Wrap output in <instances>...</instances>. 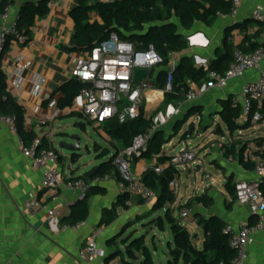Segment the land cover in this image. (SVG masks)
I'll return each mask as SVG.
<instances>
[{"label": "crops", "instance_id": "obj_1", "mask_svg": "<svg viewBox=\"0 0 264 264\" xmlns=\"http://www.w3.org/2000/svg\"><path fill=\"white\" fill-rule=\"evenodd\" d=\"M25 2L26 0H14L11 5L12 19L18 18ZM76 6L77 0H55L49 6V14L43 19H37L27 41L22 43L10 39L4 49L0 44V69L7 78L8 91L11 97L25 111L24 126L26 132L31 136L46 139L54 148L56 140L60 144L64 139L56 136L66 135L61 120L70 116L65 112L49 108L48 104L50 101H57L61 97L59 89L72 79L71 73L75 59L85 55L73 50L75 47V27L70 13ZM258 7L264 8V0H245L235 19L230 16H219L212 27L196 22L189 31L181 28L180 23L176 21L180 35L188 42L189 48L185 52V57L193 58L196 67L209 66L219 58L228 30V42L235 49L243 43L246 36L255 37L253 43L258 46L264 45V23H258L253 19V13ZM236 25L243 29L235 28ZM4 26L5 24L0 21V35ZM182 56L176 57L174 55L173 58L179 64ZM159 72L160 68L155 72V82ZM262 74H264V63L260 70L250 71L243 78L229 82L224 88L210 87L209 78L207 81L201 82L197 87L201 89L202 94L194 104L203 107V117L202 119L195 117L193 120L199 121L198 126L205 123L209 124L213 122L212 120L222 122L218 115L221 112V103L233 98L234 103L237 101L240 105L242 89L247 84L258 81ZM153 94L148 92L147 100L143 102L145 112L150 117H155L154 108L165 99L163 97L151 101L150 96ZM176 106L178 105L173 107ZM262 108H264V100L259 105V110ZM44 120L47 123L43 125L42 121ZM173 123L174 121H171L170 133L173 132ZM76 127H78L77 124ZM195 128H192L194 133H196ZM217 135L222 136L225 141L230 139L224 143H222L223 141H216L209 147L206 145L198 146L197 150H203L201 152L202 157H207L211 151H215L217 147L228 142L230 144L237 142L239 146H246L245 151L250 150L252 156L251 160H244L251 163L253 167L254 162L264 156V120L248 130L236 132L233 136L230 133ZM103 137L107 140V137ZM19 140L20 136L17 133L0 125V263L142 264L143 257L140 253H136L135 257H132L126 251L127 246L124 240L132 239V237L129 236L126 239H122V237L125 229L134 225L130 223H133L137 216L145 215L141 213L148 204L141 205L139 199L132 197L130 209L128 211L119 209L118 219L111 226L105 228L104 235L98 240L103 256L95 263H83L79 259L80 252L85 248L87 239L93 231L99 228L103 210L111 208L117 202L121 194L119 182L112 178L113 180L108 184L99 186L106 188L107 194L89 199L90 216L81 228L71 226L66 221L71 215L73 206L80 201V194L76 191L61 188L59 191L60 198L56 206L50 201L42 202L41 208L32 213L28 209V202L32 195L40 193L42 175L33 168L32 162L22 155ZM182 144L181 146H183ZM186 144L189 146L192 143L187 142ZM167 146L164 148L166 154ZM181 146H174L173 144V149H171L176 151ZM189 147L195 148L192 145ZM59 156L62 158V163H59V166L63 169L68 159L60 153ZM72 157L70 158L71 162L77 163ZM219 158L223 159L219 161ZM217 159L219 162L216 163L217 165H213L222 169L226 182L231 177L234 179L233 185L242 180L256 181L259 179L254 168L248 170L243 167L238 155L235 157L226 156L225 150H223ZM154 161H133L131 165L133 173L142 177ZM210 161L214 162L213 159ZM63 171L67 178L81 177L84 173L81 170H72L71 166L68 167V171L71 172L70 175L64 169ZM202 195L213 201L210 207L206 208L197 202L196 199ZM175 203L170 205L175 206ZM190 203L194 210L192 215L194 238L192 232L189 229L188 231L192 236L194 245L200 250L205 242V233L203 227L200 226V220H208L216 216L235 229L255 221L247 207L239 205L227 190L226 195L215 191L213 183L207 185L201 195L192 196ZM152 204L155 205V203ZM54 207L57 208L58 212L55 222L49 217V211ZM155 213L156 211L153 210V214ZM160 230L164 236L168 235V237L165 236L167 239L172 238L171 241H168V250L163 251L162 258L159 256L155 239L152 242V247L149 244H146V247L152 255L154 264H168L172 259L170 252L175 247L174 239L168 224ZM200 231L202 235L198 233ZM113 240L116 241L114 244ZM109 244H111L110 247ZM247 264H264V229L254 234V244L249 249Z\"/></svg>", "mask_w": 264, "mask_h": 264}, {"label": "trees", "instance_id": "obj_2", "mask_svg": "<svg viewBox=\"0 0 264 264\" xmlns=\"http://www.w3.org/2000/svg\"><path fill=\"white\" fill-rule=\"evenodd\" d=\"M52 1L54 0H26L22 6L17 25L26 41L30 38L37 19H43L49 14V4ZM13 3L14 0H1L0 12H3L7 6ZM231 9V3L227 0H77V6L70 13L75 27V47L73 50L81 54H88L112 35H116L121 41L134 44L138 48L154 45L164 59L155 82L157 89H164L165 87L167 68L171 62V57L183 55L174 75L173 90L166 93L164 99V106L180 105L187 100L191 91V84L199 85L201 82L207 81L208 72L203 67H196L193 58L185 57V52L189 48L188 42L180 35L176 21L186 31L191 30L196 22L212 27L219 16H229ZM235 28L243 29L238 25ZM228 34L229 30L226 33L223 50L220 52L219 58L208 66L210 71L225 74L234 61L235 50L240 49L245 53H250L258 46L253 43L255 37L246 36L243 43L235 49L228 42ZM84 88L86 85L75 79H71L62 85L59 89L61 97L57 100V108L62 112L72 108L74 101ZM203 111L202 106L190 105L182 117L174 120L171 139H168L164 129L157 130L150 139L146 151L134 161L156 160L158 165H165L170 160V156L164 152V148L180 134L183 127L191 119L195 117L202 119ZM259 112L264 120V108ZM0 114L16 116L18 135L27 145H31L38 139L26 132L24 126L25 111L11 97L8 91L7 78L1 69ZM218 115L232 136L236 132L248 130L253 126L250 123H240L242 107L239 104L236 105L233 98L221 103V112ZM69 116L82 118L77 112H73ZM154 118L148 116L145 108L142 107L139 117L134 121L120 124L118 120L114 119L101 126L107 136L108 143L116 151L112 157L101 164L96 177L110 175L117 182H121L115 164L119 153L130 149L135 138L147 134L153 126ZM77 126L85 128V125L77 124ZM193 127L192 124L191 128ZM41 142L40 148L57 151L46 139H42ZM245 149L246 146L242 147L234 142L226 146L224 150L226 156L235 157L238 155L243 167L251 170L254 168L253 165L244 160ZM95 151L99 154L98 159H105L111 155L109 149H103L98 145H96ZM72 158L78 162V155H74ZM59 159V162L62 163V158L59 157ZM180 173L174 167L166 168L162 174H157L153 167L144 172L141 177L142 182L157 194L154 211L167 209V204L175 203L176 197L171 193L169 185L176 177L180 176ZM78 178L84 179L82 176ZM233 180V177L229 178L225 188L236 200ZM106 194V188L92 187L86 193V199L73 206L71 215L66 221L71 226L87 222L90 216L89 199L94 196H106ZM131 198L132 196L128 193L120 194L117 202L111 208L103 210L98 227L107 228L111 226L118 219L119 209L125 211L130 209ZM196 200L206 208L210 207L213 202L205 195ZM139 203L143 205L145 202L139 199ZM186 207L191 208V203L188 202L180 209ZM165 219L171 229L175 245L170 252L172 259L168 264H231L235 251L229 245L230 235L226 232L228 225L221 218L213 216L208 220L199 221L205 233V242L201 250L194 245L188 229L175 218L173 210H166ZM158 221L159 227L164 229L162 218H159ZM115 242L113 240V244ZM124 242L127 246L126 251L130 256L135 257L136 253H140L143 257L142 264H154L144 238L128 239Z\"/></svg>", "mask_w": 264, "mask_h": 264}, {"label": "built area", "instance_id": "obj_3", "mask_svg": "<svg viewBox=\"0 0 264 264\" xmlns=\"http://www.w3.org/2000/svg\"><path fill=\"white\" fill-rule=\"evenodd\" d=\"M37 1V0H30ZM55 1V0H54ZM52 1L49 6L54 2ZM231 3L232 9L230 17L235 19L245 0H227ZM253 19L264 23V8L258 7L253 13ZM17 20L11 17V5L0 12V21L5 24L1 35L0 44L4 46L10 39L24 43L25 36L19 30ZM164 59L156 50L154 45L146 48H138L129 42L121 41L116 35H112L108 40L96 46L90 53L75 59L72 67V79L86 85L80 95L74 101L72 108L64 112L70 115L77 112L82 119L86 120L95 128L116 119L120 124H126L136 120L143 102L147 100V93H154V101L165 97L166 93L173 90L174 75L177 71L178 62L171 57V62L167 68V78L164 89L155 87V72L163 65ZM264 63V45L258 46L253 52L245 53L240 49L234 52V61L225 74L210 71L208 65L202 67L208 72L210 87L216 86L224 88L229 82L243 78L250 71H258ZM138 70L148 72L147 78L138 85L135 82V75ZM202 91L195 84H191V91L187 100L176 106H170L169 113L160 112L153 119L151 130L135 138L130 149L119 153L116 160V167L121 178L118 183L121 194L128 193L132 197L143 200L146 204L157 201V194L149 189L132 171V162L141 157L146 151L147 145L154 133L163 129L171 121L183 116L186 108L194 104L201 96ZM264 100V74L253 83L247 84L240 94V105L242 107L241 124L250 123L258 125L263 121V116L259 112V105ZM239 104V102H235ZM48 107L58 110L57 101L49 102ZM62 112V111H61ZM47 121H42L46 124ZM0 125L10 128L18 134L16 116L0 114ZM186 134L185 140L190 139ZM42 139L38 138L31 145H27L22 139L19 140V148L22 155L32 162L33 168L41 173L42 184L39 194L32 195L28 202V209L34 213L41 208L42 202L59 201V191L66 188L76 191L80 198L92 187H99L108 184L112 179L110 175L94 177L92 180L80 179L78 177H66L63 169L59 166V152L52 149L40 148ZM174 156L165 165H158L155 160L151 167L157 174H162L168 167H174L181 171L192 170L193 167L202 165L197 150L188 144H182ZM250 150L244 153L245 160H251ZM150 167V168H151ZM202 167V166H201ZM188 170V171H189ZM254 171L258 176L256 181H238L235 183L236 202L249 209L255 221L252 224H245L235 229L228 226L226 232L230 235L229 245L234 249L235 255L231 264H247L249 260V249L254 244V234L264 229V156L254 162ZM209 178V176H206ZM169 189L174 196H178L180 191L179 177H176L169 185ZM168 209L173 210L174 205L167 204ZM194 210L186 207L180 212L181 219L191 218ZM57 208L49 211L50 219L57 221ZM83 223L76 227L81 228ZM105 228H97L87 239L85 248L80 252L79 259L83 263H95L103 256V251L98 245V240L104 235ZM2 264V263H0Z\"/></svg>", "mask_w": 264, "mask_h": 264}, {"label": "rangeland", "instance_id": "obj_4", "mask_svg": "<svg viewBox=\"0 0 264 264\" xmlns=\"http://www.w3.org/2000/svg\"><path fill=\"white\" fill-rule=\"evenodd\" d=\"M178 55H176L177 57ZM175 60V59H174ZM171 111V108L169 105L164 106V101L161 104H158L154 110L153 113L155 117L160 113H169ZM60 121V120H59ZM62 124L64 126L66 135H57L56 137H63V141H68L71 142V139L73 136H79L81 138V152L79 153L78 156V162L77 163H72L70 158L72 155L69 152L63 151L59 148V143L56 140L55 141V149L61 154L64 155L65 158L68 160L65 162L63 169L65 172L70 175L71 172L68 171V167L71 166L72 170L75 171H84L82 176L92 170L94 167L100 166L102 163H104L106 160H108L110 157L114 155V152L116 151L115 148L111 147V145L108 143V141L103 137H107L103 128L98 127L96 129L94 126L89 124L86 120L79 118V117H69V118H64L61 120ZM213 122H210L209 124L205 123L203 125H199V121L191 119L189 123H187L180 134L173 139V141L168 144L167 146V154L169 156H174L175 152L172 150V145L174 146H181V144H186L187 142H190L192 146L195 147V150L198 149V146L200 147L201 145L206 147H209L212 143H215L216 141H220L224 143L225 140L222 139V136L217 135V131H221L223 134H228L229 131L227 130L226 126L218 120L217 122L212 120ZM76 124H81L85 125V128L81 127H76ZM171 122L164 127V130L168 136V139H171L173 136V132L170 133V129L172 125H170ZM193 124L196 133H194L193 129L191 128V125ZM197 125V126H196ZM169 131V132H168ZM191 132V133H190ZM190 133V139L188 141H185L184 138H186V134ZM66 136V137H65ZM233 138V137H232ZM226 140L225 142L229 141ZM96 145L100 146L103 149H109L111 155L105 159L101 158L98 159L99 154L95 151ZM189 145V146H190ZM231 145L229 142L227 144H223L221 147H217L215 151H211L207 155V157H202V151L203 150H197L198 156L200 157L202 161V167L201 171L199 173H195L194 170L196 167H193L192 171L193 173L191 175L188 174V170L180 173L179 176V184H180V191L178 196L176 197V203L174 206V216L175 218L180 221L181 225L184 226L185 228L189 229L192 232V236L194 238L195 236V231L192 225V216L189 219H181L180 218V212L182 209L180 207H184L188 202L191 201V197L194 196L195 194L201 195L202 192L205 190L207 185H211L213 183V187L215 191L221 192L222 194L226 195V189H225V184H226V179L223 174L222 169H219L217 166L213 165L215 163H218L222 159L219 158V161L217 157L220 156V153L225 149L226 146ZM121 146V145H119ZM172 148V149H171ZM197 148V149H196ZM214 162H211L212 160ZM70 163V164H69ZM206 176H209V178H206ZM212 187V186H211ZM144 211L141 214V216H137L136 220L129 227L128 229H125L123 232V237L122 239H126L129 236L134 238H144L145 239V244H149L152 247V242H154L155 239V245L157 246V250L159 253L160 258L163 256V251L168 250V241L172 240L170 237L167 239L165 236L168 237L166 234L164 236V233L160 230V224H159V219L156 220L158 217L162 218L163 220V226L167 224L166 219H165V214L166 210L162 209L155 214H153L154 210V205L148 204L143 208ZM193 215V214H192ZM139 220V221H138ZM138 221V222H137ZM137 222V223H136ZM200 235H202V232H198ZM162 240V242H160Z\"/></svg>", "mask_w": 264, "mask_h": 264}, {"label": "water", "instance_id": "obj_5", "mask_svg": "<svg viewBox=\"0 0 264 264\" xmlns=\"http://www.w3.org/2000/svg\"><path fill=\"white\" fill-rule=\"evenodd\" d=\"M4 49V48H3ZM148 72L145 70H138L135 75V82L140 85L143 80L147 78ZM217 134H223L221 131H217ZM59 148L63 151L69 152L72 156L79 155L81 152V138L79 136H73L71 142L62 141L59 144ZM101 166V165H100ZM100 166L94 167L92 170L86 172L82 177L86 180H92L98 174L100 170ZM201 171V166H197L194 170L195 173H199ZM184 172V171H182ZM193 173L192 170L188 171V174L191 175ZM86 196L80 198V201H84Z\"/></svg>", "mask_w": 264, "mask_h": 264}, {"label": "bare ground", "instance_id": "obj_6", "mask_svg": "<svg viewBox=\"0 0 264 264\" xmlns=\"http://www.w3.org/2000/svg\"><path fill=\"white\" fill-rule=\"evenodd\" d=\"M154 97H155L154 94L152 96H150V100L154 101V99H153Z\"/></svg>", "mask_w": 264, "mask_h": 264}]
</instances>
